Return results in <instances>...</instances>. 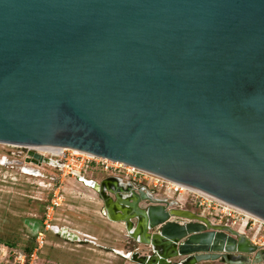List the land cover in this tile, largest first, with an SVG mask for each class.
Listing matches in <instances>:
<instances>
[{
    "label": "water",
    "instance_id": "1",
    "mask_svg": "<svg viewBox=\"0 0 264 264\" xmlns=\"http://www.w3.org/2000/svg\"><path fill=\"white\" fill-rule=\"evenodd\" d=\"M0 143L123 162L264 220V0H0ZM105 184L135 262L264 264L231 226Z\"/></svg>",
    "mask_w": 264,
    "mask_h": 264
},
{
    "label": "rangeland",
    "instance_id": "2",
    "mask_svg": "<svg viewBox=\"0 0 264 264\" xmlns=\"http://www.w3.org/2000/svg\"><path fill=\"white\" fill-rule=\"evenodd\" d=\"M25 153L20 145L0 143V247L6 249V264H18V252L20 256L27 255L28 264V249L37 247L36 236L44 230L53 199L59 203L51 215L54 228L46 232L36 264H139L128 256L135 244L128 243L120 229L107 223L102 198L94 188L72 175H65L60 183L61 172L52 166L41 168L43 174L31 168H26V172L20 166ZM54 177L57 179L53 180ZM89 178L101 184L106 174L98 171ZM144 185L155 198L168 199L165 187L154 188L152 178ZM177 197L171 194L173 207L202 214L215 224L229 225L264 249V230L259 234L250 229L244 231L239 225L240 216L222 222L218 217L209 218L190 196L184 194L185 205ZM241 217L246 218L243 214ZM235 221L237 224L232 225Z\"/></svg>",
    "mask_w": 264,
    "mask_h": 264
},
{
    "label": "built area",
    "instance_id": "3",
    "mask_svg": "<svg viewBox=\"0 0 264 264\" xmlns=\"http://www.w3.org/2000/svg\"><path fill=\"white\" fill-rule=\"evenodd\" d=\"M20 147L25 149V156L27 157H29V151H34L44 157L52 159L53 161L61 162L62 168L60 169V176L62 178L61 180L59 178L60 183L63 182L65 175H72L74 178L81 181L83 180L82 176H84L88 171H101L119 179H123L128 183H132L136 187H142L145 189L146 186L144 183H146V181H150V178H152V185L154 188L165 187V192L168 195V199H170L171 194H177V200L185 205L187 200L184 198V194H186L191 197L193 204L199 207L202 210V213L206 214L209 218L213 217L216 219L218 217L220 218V222H222L223 219H234L237 216H240L241 222L239 225L243 226L244 231L250 229L254 230L256 234H259L262 230H264V220L259 219V217L255 218L254 215H252L254 217H248L245 213L246 211L240 208L231 206L197 190L184 189L183 184L171 181L162 176L139 169L135 166L69 148H63L59 153H54L51 151L39 152L33 150L32 147L34 146L20 145ZM39 166L42 165L40 164ZM56 179L57 177L53 178V180ZM50 185L53 184L51 183ZM58 205L59 203L53 199L52 205L48 208L47 220L44 221V230H41L37 233V247L34 248V251L30 254L28 264H36L38 252L45 243L46 232L54 228L51 223V215ZM242 214L245 215L246 218H242ZM258 220L259 224L257 225L256 221ZM235 224H237L236 221L232 223V225ZM5 251L6 249L0 247V264H6L7 252ZM26 258L27 255L22 254L20 256V252H18L16 263L27 264Z\"/></svg>",
    "mask_w": 264,
    "mask_h": 264
},
{
    "label": "crops",
    "instance_id": "4",
    "mask_svg": "<svg viewBox=\"0 0 264 264\" xmlns=\"http://www.w3.org/2000/svg\"><path fill=\"white\" fill-rule=\"evenodd\" d=\"M96 173H97V171H88V172H87L88 176H87V175H84V176H82V179H83V180H81V181L78 180V181L81 182V183H84V184H86L88 187L94 188V189L96 190V188H95L93 185H90V183L88 184V183H87V180H86V178H87V179H90L89 177H92V176H93L94 174H96ZM105 174H106V173H105ZM112 177H115V176H111V175H109V174H106V178H105V180H103V182L106 181V184H105V190H107L108 188H115V187H117L119 184H123V183L126 184V183H127L125 180H123V179H119V178H118V181L115 180V179H109V178H112ZM115 178H117V177H115ZM90 182H94L96 185H101V184H99V183L93 181L92 179L90 180ZM103 209H104V205L102 206V211H103ZM104 216H105V215H104ZM106 219L108 220L107 223H109L110 225H112V226H114V227H117L118 229L121 230V232L123 233L124 237H126V241H127L128 243H131V242H132V241L127 237L126 233L123 231V225H122V224H118V223H116V222H113V221L109 220V219L107 218V216H106ZM203 264H205V263H203Z\"/></svg>",
    "mask_w": 264,
    "mask_h": 264
},
{
    "label": "flooded vegetation",
    "instance_id": "5",
    "mask_svg": "<svg viewBox=\"0 0 264 264\" xmlns=\"http://www.w3.org/2000/svg\"><path fill=\"white\" fill-rule=\"evenodd\" d=\"M23 167V169L26 171V168H31L36 170L38 173L43 174L41 171V168L45 167V166H52L54 170L60 171V169L62 168V163L61 162H57L54 161L51 165H48L46 163H41L42 166H39L36 162L32 161V157H27V156H23V159L20 162ZM27 172V171H26Z\"/></svg>",
    "mask_w": 264,
    "mask_h": 264
},
{
    "label": "bare ground",
    "instance_id": "6",
    "mask_svg": "<svg viewBox=\"0 0 264 264\" xmlns=\"http://www.w3.org/2000/svg\"><path fill=\"white\" fill-rule=\"evenodd\" d=\"M32 149H33V150H36V151H39V152H41V151H48V150L41 149V148H38V147H35V146L32 147ZM86 180H87V183H88V184L90 183V185H96L94 182H90L89 179L86 178ZM183 188H184V189L195 190V189H193V188H191V187H187V186H185V185L183 186ZM245 213H246V215H247L248 217H253L252 214H250L249 212L246 211ZM258 221H259V220H258ZM128 256L131 257V256H132L131 253H129Z\"/></svg>",
    "mask_w": 264,
    "mask_h": 264
},
{
    "label": "trees",
    "instance_id": "7",
    "mask_svg": "<svg viewBox=\"0 0 264 264\" xmlns=\"http://www.w3.org/2000/svg\"><path fill=\"white\" fill-rule=\"evenodd\" d=\"M33 249H34V247H31V248H29V249H28V253H27V254H28V255H30V254H31V252L33 251Z\"/></svg>",
    "mask_w": 264,
    "mask_h": 264
}]
</instances>
